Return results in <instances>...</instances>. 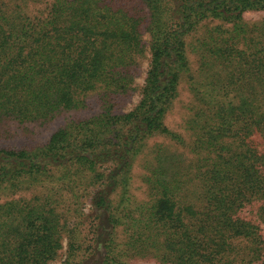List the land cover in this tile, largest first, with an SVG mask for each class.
<instances>
[{"label": "trees", "instance_id": "1", "mask_svg": "<svg viewBox=\"0 0 264 264\" xmlns=\"http://www.w3.org/2000/svg\"><path fill=\"white\" fill-rule=\"evenodd\" d=\"M45 2L46 11H32ZM249 11H264V0H0V135L12 120L44 123L86 108L97 90L103 107L43 146L0 148V194L48 179L72 191L87 180L95 264H119L131 251L156 252L163 264H264V42L239 23ZM207 20L232 24L192 46L227 71L208 82L191 73L187 43ZM146 61L138 104L114 114ZM184 75L193 159L172 170L159 148L143 177L153 199L135 207L132 171L144 142L166 135L185 144L165 125ZM27 208L0 207V264H51L64 233L63 264H77L74 225L49 202Z\"/></svg>", "mask_w": 264, "mask_h": 264}, {"label": "rangeland", "instance_id": "2", "mask_svg": "<svg viewBox=\"0 0 264 264\" xmlns=\"http://www.w3.org/2000/svg\"><path fill=\"white\" fill-rule=\"evenodd\" d=\"M49 3V1H48ZM46 11L47 2L39 3L32 8V11ZM241 26H246L251 36L257 37V42H264V11H249L246 12L241 21ZM232 24L225 23L220 20H207L198 29L195 30L188 38V59L191 67V73L199 80L208 79L206 82L214 78L225 76L227 72L224 70V65L212 66L208 58L203 59L199 51H194L193 45L201 44L207 40L208 30L213 28H221L223 30L230 29ZM202 40V41H201ZM198 41H201L198 43ZM246 49L240 46V50ZM255 48L247 51L246 58L253 59ZM148 69V62H144L138 69L136 90L130 94L119 97L113 109L114 114L121 115L131 111L139 102L141 96V88L144 85L145 72ZM101 90L91 92L86 97V108L64 111L48 122H27L19 123L14 120L9 122L3 129L9 130L7 134L0 135V148L20 150L34 149L47 144L51 137L60 129L67 126L72 121H82L93 118L99 115L102 110ZM194 95L190 90V84L187 76H183L178 89V96L171 106L165 118V125L172 132L180 135L185 144L178 143L166 135H155L144 142V146L134 162L132 171V182L130 193L133 196L134 206L144 203H150L153 199V192L144 182L143 177L150 175L146 166L154 168L156 165L155 153L161 148L164 150L165 159L162 162L166 168L175 170L177 167L189 165V161L193 159V155L189 149V143L192 141L191 133L187 130L186 121L191 115L190 107L193 105ZM156 167V166H155ZM180 169V170H181ZM61 182L55 180L33 184L30 186L16 187L9 191L0 194V207L12 201H24L27 204V210L30 207L41 202H49L62 218V223L69 222L74 225L78 235V244L81 245V250L78 252L77 264H95V261L90 260L93 246V218L90 216V195L93 189L88 186L87 180L82 188L70 190L65 186H60ZM76 191V192H75ZM53 196L50 199L49 196ZM40 200V201H39ZM30 208V209H29ZM73 227V226H72ZM124 228V227H122ZM119 230L118 242L125 244L128 240L127 234L123 229ZM63 248L58 254V258L51 264H63L67 256L68 234H63ZM91 247V248H90ZM119 264H163L157 256L156 252L137 253L129 252L127 256H119L117 258Z\"/></svg>", "mask_w": 264, "mask_h": 264}]
</instances>
